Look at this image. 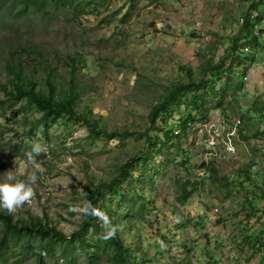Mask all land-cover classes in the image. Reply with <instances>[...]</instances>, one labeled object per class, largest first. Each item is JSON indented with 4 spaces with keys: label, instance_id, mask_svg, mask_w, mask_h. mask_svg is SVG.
<instances>
[{
    "label": "rangeland",
    "instance_id": "374dc122",
    "mask_svg": "<svg viewBox=\"0 0 264 264\" xmlns=\"http://www.w3.org/2000/svg\"><path fill=\"white\" fill-rule=\"evenodd\" d=\"M76 1L21 12V0H0V80L12 77L7 64L22 63L42 89L49 73L58 91L67 90L75 56L78 112L92 109L101 127L131 132L149 126V112L169 87L189 81L186 69L198 81L225 55L251 4L137 0L130 6L129 0H105L79 13ZM259 41L249 47L245 65L217 83L218 88L228 83L222 105L208 103L206 119L173 137L165 156L149 165L135 187L124 186L122 210L133 205L135 193L146 197L144 220L121 226L126 244L144 264H264V237L256 247L245 238L264 233V35ZM183 112V106L174 109L168 127L175 128ZM28 115L39 117L34 109ZM29 129L22 103L0 107V183L9 172L20 179L33 172L38 177L34 198L11 215L20 223L47 218L67 235L81 222L88 182L109 180L119 164L143 148L137 134L124 141L90 142L83 122L66 119L51 128L50 139L40 127L31 134ZM36 143L46 150L32 163L26 153ZM185 179L197 181L199 188L180 205L177 194ZM3 234L0 221V239ZM7 248L10 263L34 264L24 240H11ZM57 257L58 264L65 263L61 252ZM46 262L55 264V259L48 255ZM85 263L81 256L78 264Z\"/></svg>",
    "mask_w": 264,
    "mask_h": 264
},
{
    "label": "trees",
    "instance_id": "16d2710c",
    "mask_svg": "<svg viewBox=\"0 0 264 264\" xmlns=\"http://www.w3.org/2000/svg\"><path fill=\"white\" fill-rule=\"evenodd\" d=\"M21 1L23 4L21 12L31 7L41 12L49 3L71 4L74 2V0ZM136 1L129 0L130 6H134ZM103 4H105V0H85L84 2L77 0L76 11L85 13L89 8L92 9V7ZM262 7H264V0H251L250 7L242 18V26L225 55L217 63L208 66L204 76L198 81L192 78L193 71L186 69L189 81L179 82L169 87L160 102L155 104L149 112V126L138 132H131L128 129L108 131L101 127V118L95 117L92 109L88 108L84 112H78L80 90L76 85L75 56L70 57L72 69L70 70L69 87L67 90L60 91H58L55 82L51 80L49 73L46 78L47 88L42 89L38 80L26 73L22 63L7 64L6 69L12 77L6 82L0 80V89L5 95L4 99H0V107L5 109L6 102L22 103L25 121L27 125H30L29 134L33 129L40 127L45 137L50 139L51 128L61 119H66L75 124L83 122L88 128L86 140L90 142L115 138L124 141L137 134V140L143 141V148L124 163L119 164L109 180L97 183L91 180L83 191L85 202L90 201L93 207L110 217L114 226H118L113 237L101 238L105 230L102 227V221L96 216L82 213L78 228L67 235L47 218L33 216L30 221L20 223L15 221L10 213L0 210V221L4 224V234L0 239V264H16L10 263V251L7 246L11 240H24L28 249H32L34 264H47L48 255L55 259V264H58L57 254L59 252H61L62 260L65 261L64 264H78L81 256H84L85 264H144V259L138 257L132 247L126 244L121 235V226L132 220H144L148 212L146 197L135 193L130 197L133 205L126 206L122 210L123 197L126 196L124 186L135 187V182L142 180L141 178L148 171L149 165L157 157L165 156V149L173 137H181V132L187 130L188 124H193L198 119H206L209 110L208 103L211 104L215 101V106L222 105L228 83L221 84L219 88L217 83L222 80V77H229L235 68L245 65L246 47L253 48L260 45L259 38L264 35V10L261 9ZM130 14L131 8L124 14L123 22L129 19ZM243 45H245L244 48ZM181 106L184 107V112L180 116V123L175 128L168 127L167 118L172 115L174 109L179 111ZM32 109L39 113V117L35 120L30 119L28 115V111ZM255 109L257 108L255 107ZM177 127L180 128L179 131ZM212 170L216 171V168L212 167ZM247 175L248 180H251L249 172ZM179 188L177 201L180 205H185L198 190L199 185L197 181L185 179L180 183ZM262 191L264 198V187ZM135 204H138L137 208L134 207ZM263 234V232L258 235L252 233L245 238L253 247H256L260 243L259 238L264 237ZM36 241H38L37 244ZM262 244L264 245V242ZM36 246L39 250L35 249Z\"/></svg>",
    "mask_w": 264,
    "mask_h": 264
},
{
    "label": "clouds",
    "instance_id": "9594fccd",
    "mask_svg": "<svg viewBox=\"0 0 264 264\" xmlns=\"http://www.w3.org/2000/svg\"><path fill=\"white\" fill-rule=\"evenodd\" d=\"M46 149L39 143L32 146L31 152L26 153L30 162L35 163V156L44 152ZM37 169L39 165H36ZM38 180L35 172L27 175L25 179H20L18 176L8 173L6 180L0 183V207L7 210L8 213H14L18 208H21L26 202L30 201L35 196L34 185ZM82 212L84 215L96 216L102 221V227L105 230L102 234L103 239L111 238L118 230V226H114L110 217L93 207L90 201H86Z\"/></svg>",
    "mask_w": 264,
    "mask_h": 264
},
{
    "label": "built area",
    "instance_id": "2783aa9c",
    "mask_svg": "<svg viewBox=\"0 0 264 264\" xmlns=\"http://www.w3.org/2000/svg\"><path fill=\"white\" fill-rule=\"evenodd\" d=\"M242 22H243V19H242ZM248 50H249V48L246 47V48H245V51H248ZM249 51H250V50H249ZM242 79H243V78H242ZM244 79H247V76H245ZM239 122H240V121H239Z\"/></svg>",
    "mask_w": 264,
    "mask_h": 264
}]
</instances>
